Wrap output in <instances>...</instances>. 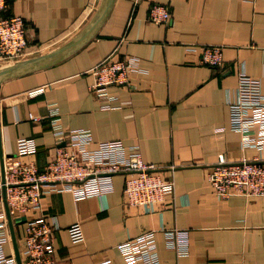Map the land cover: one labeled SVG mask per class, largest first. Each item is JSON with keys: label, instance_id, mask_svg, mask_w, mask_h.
<instances>
[{"label": "crops", "instance_id": "0c3cea01", "mask_svg": "<svg viewBox=\"0 0 264 264\" xmlns=\"http://www.w3.org/2000/svg\"><path fill=\"white\" fill-rule=\"evenodd\" d=\"M100 1L9 0L8 12L28 23L24 58L75 36ZM155 3L169 7V22L149 21ZM201 45H222L223 64L201 63ZM126 56L135 58L130 86H110L111 101L97 98L93 68ZM240 72L259 80L264 93V0H116L97 35L76 53L0 84L4 156L16 154L20 138L32 137L38 151L25 160L34 157L43 168L57 141L51 122L57 111L63 128L88 129L95 142L122 140L126 152L135 146L174 181V193L152 208L128 204L125 173L113 174L103 196L46 194L40 213L55 220L56 264H127L119 244L151 230L162 264H264V196L222 198L208 179L221 161L261 156L231 126L229 101L237 97ZM37 88L43 91L30 94ZM36 215L16 216L20 246L26 220ZM76 222L85 233L80 242L69 233ZM164 227L187 232L186 254L168 245ZM7 252H14L13 242Z\"/></svg>", "mask_w": 264, "mask_h": 264}, {"label": "built area", "instance_id": "2783aa9c", "mask_svg": "<svg viewBox=\"0 0 264 264\" xmlns=\"http://www.w3.org/2000/svg\"><path fill=\"white\" fill-rule=\"evenodd\" d=\"M253 1V0H252ZM9 11V0H0V64L28 56L30 46L27 20ZM172 14L165 4L151 6V23H167ZM196 49L195 47H192ZM201 63L219 67L223 64L222 45H201ZM126 56L108 57L93 68L95 81L90 89L99 99L113 100L112 85L130 86L133 67ZM43 88L31 90L38 94ZM231 126L242 135L244 147H255L261 156L238 161H221L208 174L217 194L227 198L233 194L264 196V93L259 80L239 73L237 97L229 101ZM110 106L105 104L104 107ZM51 117L56 145L50 160L42 168L34 156L38 144L32 137L18 140L16 154L4 156L5 179L0 161V264H17L14 252H7L12 243L3 187L13 216L37 213L26 220L20 246L23 264H56L53 217L41 214L42 201L53 191H70L76 198L103 196L112 190V176L125 173L124 192L130 206L152 208L163 204L174 193V181L163 177L156 166L142 158L139 149L126 152L122 140L95 142L88 129H66L60 124L57 111ZM95 144V145H94ZM167 243L178 254H186L187 232L178 228H162ZM74 242L85 239L83 226L76 222L69 227ZM127 264H162L158 251L157 231L145 232L119 244Z\"/></svg>", "mask_w": 264, "mask_h": 264}, {"label": "water", "instance_id": "95a60500", "mask_svg": "<svg viewBox=\"0 0 264 264\" xmlns=\"http://www.w3.org/2000/svg\"><path fill=\"white\" fill-rule=\"evenodd\" d=\"M115 2L116 0H101L94 14L90 18V20L85 24V26L75 36L67 40L65 43L57 46L56 48L48 52L40 53L38 55L31 56L28 58L0 64V84L9 78L48 68L76 53L97 35L99 30L109 17ZM0 161L4 180V154L1 147V138ZM3 194L11 231L12 242L14 246L15 258L17 260V264H23L15 222L11 213L9 203L7 201V192L5 186L3 187Z\"/></svg>", "mask_w": 264, "mask_h": 264}, {"label": "rangeland", "instance_id": "374dc122", "mask_svg": "<svg viewBox=\"0 0 264 264\" xmlns=\"http://www.w3.org/2000/svg\"><path fill=\"white\" fill-rule=\"evenodd\" d=\"M13 218H14V222H15L16 216H13ZM9 228H10V226H9ZM10 233H11V231H10ZM11 239H12V237H11Z\"/></svg>", "mask_w": 264, "mask_h": 264}]
</instances>
